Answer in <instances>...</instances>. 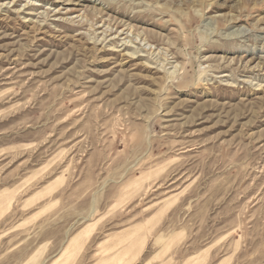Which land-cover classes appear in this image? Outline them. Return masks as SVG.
Listing matches in <instances>:
<instances>
[{
	"label": "rangeland",
	"instance_id": "374dc122",
	"mask_svg": "<svg viewBox=\"0 0 264 264\" xmlns=\"http://www.w3.org/2000/svg\"><path fill=\"white\" fill-rule=\"evenodd\" d=\"M0 264H264V0H0Z\"/></svg>",
	"mask_w": 264,
	"mask_h": 264
}]
</instances>
